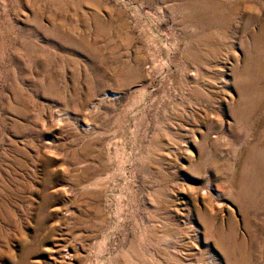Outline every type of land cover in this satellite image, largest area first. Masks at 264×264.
Returning <instances> with one entry per match:
<instances>
[{"label": "rangeland", "instance_id": "374dc122", "mask_svg": "<svg viewBox=\"0 0 264 264\" xmlns=\"http://www.w3.org/2000/svg\"><path fill=\"white\" fill-rule=\"evenodd\" d=\"M0 264H264V0H0Z\"/></svg>", "mask_w": 264, "mask_h": 264}]
</instances>
